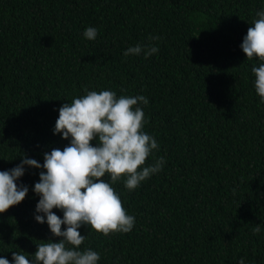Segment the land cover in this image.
I'll use <instances>...</instances> for the list:
<instances>
[{"label": "trees", "instance_id": "trees-1", "mask_svg": "<svg viewBox=\"0 0 264 264\" xmlns=\"http://www.w3.org/2000/svg\"><path fill=\"white\" fill-rule=\"evenodd\" d=\"M0 264H264V0H0Z\"/></svg>", "mask_w": 264, "mask_h": 264}]
</instances>
